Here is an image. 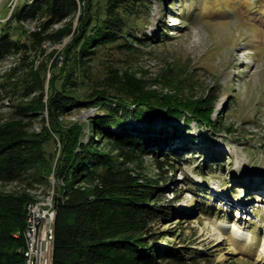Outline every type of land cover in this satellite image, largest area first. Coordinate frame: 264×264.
I'll list each match as a JSON object with an SVG mask.
<instances>
[{
  "label": "trees",
  "instance_id": "trees-1",
  "mask_svg": "<svg viewBox=\"0 0 264 264\" xmlns=\"http://www.w3.org/2000/svg\"><path fill=\"white\" fill-rule=\"evenodd\" d=\"M147 1L15 2L0 30V63L18 57L0 83V91L17 101L12 116L0 122V264L24 263L31 190L51 176L57 182L52 264L195 263L185 254L191 250L156 243L170 232L156 233L154 225L176 214L174 206L164 202L162 185L175 182L184 165L185 146L176 140L185 137L181 124L157 129L152 123L158 117L178 123L183 119L182 124L194 121L215 130L214 91L192 98L164 93L150 87L149 80L114 67L90 91H76L80 76L88 75L102 48L132 49L133 41L144 43L135 32ZM30 20L37 22L34 31L24 24ZM12 22L21 26L23 39L11 34ZM145 39L166 43L170 35L160 29ZM66 40L59 67L57 51L45 55L44 45ZM82 108L97 113L85 124L65 126L63 118ZM56 138L62 143L58 157L46 148ZM147 156L153 158L156 176L145 173ZM215 158L208 157L205 168Z\"/></svg>",
  "mask_w": 264,
  "mask_h": 264
},
{
  "label": "rangeland",
  "instance_id": "rangeland-1",
  "mask_svg": "<svg viewBox=\"0 0 264 264\" xmlns=\"http://www.w3.org/2000/svg\"><path fill=\"white\" fill-rule=\"evenodd\" d=\"M15 2L20 5L23 0H0V30ZM140 11L145 14L135 35L144 38V43L133 41L132 49L102 48L88 75L80 76L76 91H90L110 67L131 71L164 93L192 98L212 89L215 130L194 121L182 124L183 119L178 123L158 117L152 123L157 129L181 124L185 137L176 140L185 146L184 165L177 170L175 182L162 185L164 202L172 204L176 214L154 225L156 233L170 232L156 243L191 250L185 254L193 264H264L260 251L264 245V0H148ZM20 27L15 22L10 25L14 38L23 39ZM160 29L168 30L166 43L146 42L145 38L154 37ZM68 40L44 45L45 55L57 51L59 67ZM46 60L51 63L53 59L46 56ZM17 61V56H10L0 63V83ZM60 84L61 79L58 88ZM16 102L14 95L0 91V122L12 116ZM96 113L95 108L75 110L63 123L85 124ZM35 129H40L39 119ZM61 146L56 138L46 148L58 157ZM210 156L216 158L206 169ZM144 166L146 174L158 173L151 156L145 157ZM53 184L56 187L57 182L51 176L36 189L49 194ZM220 222L236 225L250 236L239 240L230 229L221 233Z\"/></svg>",
  "mask_w": 264,
  "mask_h": 264
},
{
  "label": "built area",
  "instance_id": "built-area-1",
  "mask_svg": "<svg viewBox=\"0 0 264 264\" xmlns=\"http://www.w3.org/2000/svg\"><path fill=\"white\" fill-rule=\"evenodd\" d=\"M24 24L31 31L36 30L34 25L37 22L30 20ZM50 192L46 194L42 189L31 190L34 200L27 207L23 233L25 239L23 264H52L56 210L55 192L53 189Z\"/></svg>",
  "mask_w": 264,
  "mask_h": 264
},
{
  "label": "bare ground",
  "instance_id": "bare-ground-1",
  "mask_svg": "<svg viewBox=\"0 0 264 264\" xmlns=\"http://www.w3.org/2000/svg\"><path fill=\"white\" fill-rule=\"evenodd\" d=\"M219 226V232H223L225 229H230L234 235V238H237L239 240H244V239H247L250 235L247 234L246 231L242 230V228L236 226V225H231V226H228L227 223L225 222H220L218 224ZM229 230V231H230ZM261 252H264V245L261 247L260 249Z\"/></svg>",
  "mask_w": 264,
  "mask_h": 264
}]
</instances>
